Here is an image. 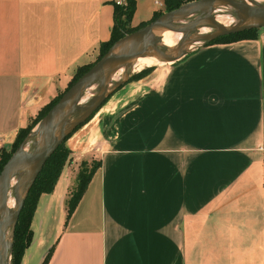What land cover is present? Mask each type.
<instances>
[{
    "label": "crops",
    "instance_id": "obj_1",
    "mask_svg": "<svg viewBox=\"0 0 264 264\" xmlns=\"http://www.w3.org/2000/svg\"><path fill=\"white\" fill-rule=\"evenodd\" d=\"M114 1L0 0L3 147L98 60ZM136 2L133 27L163 6ZM148 95L68 221L66 176L41 195L21 264L51 248L48 264H264V27L192 51Z\"/></svg>",
    "mask_w": 264,
    "mask_h": 264
},
{
    "label": "water",
    "instance_id": "obj_2",
    "mask_svg": "<svg viewBox=\"0 0 264 264\" xmlns=\"http://www.w3.org/2000/svg\"><path fill=\"white\" fill-rule=\"evenodd\" d=\"M217 3L228 4L237 9L240 14L242 13L243 23L229 28L219 23L213 15L191 19L188 23L210 21L215 25V32L203 33L197 37L185 34L177 47L179 52H184L186 55L188 50L185 47L197 42L207 41L203 44L206 45L220 36L247 29H260L264 27V6L249 5L238 0H193L184 3L176 9L161 14L147 25L118 40L86 73L64 92L47 115L30 131L0 173V245L4 244L6 248L5 254L0 257V264H12L15 228L29 190L46 161L76 127L85 122L87 118L97 111L105 97L111 93V90L106 86V80H102L103 88L105 89L98 95V102L91 105L84 115L72 120L77 106H79L78 102L85 90L96 78L104 76L113 66L139 57L149 48H152L159 55H165L164 50L158 46L161 40L160 38L154 37V31L161 27L172 28L177 21L201 10L206 9L210 11ZM247 20L251 21L246 22ZM39 124H42V127L38 128ZM40 132L41 138L39 136ZM31 137L38 139V144L34 150H27L26 143ZM24 170H26V174L17 184L21 196H19L15 210L11 211L8 207L10 183L15 175H19L20 171ZM10 221L12 222L13 228L12 239L11 241H7L5 228ZM4 257L6 261H4Z\"/></svg>",
    "mask_w": 264,
    "mask_h": 264
},
{
    "label": "trees",
    "instance_id": "obj_3",
    "mask_svg": "<svg viewBox=\"0 0 264 264\" xmlns=\"http://www.w3.org/2000/svg\"><path fill=\"white\" fill-rule=\"evenodd\" d=\"M193 0H165V4L167 6V10H173L178 8L184 3H187ZM136 0H124V3H117L114 1L115 5V24L112 30L111 38L104 42L101 46V52L98 60L114 45L118 40L123 38L128 33L136 31L137 29L147 25L149 22L153 21L157 17H159L162 11H158L155 13L153 19L147 23H143L138 27H133L131 25L132 18L134 16L136 10ZM257 28L247 29L240 32L230 33L228 35L220 36L208 44L212 43H228L234 42L242 39H254L258 37ZM94 63L86 64L77 70L73 79L70 81L66 92L84 73H86ZM61 93L57 97H55L51 102L45 105L36 118L32 120V122L27 126L22 128L12 145L11 150H7L4 147L0 149V173L11 158L12 154L19 148L21 143L30 133V131L37 125L39 121H41L49 112V110L58 102V100L64 94ZM84 124V123H83ZM81 126H78V128ZM12 151V153H10ZM69 149L61 144L56 151L48 158L41 172L33 182L28 196L26 198L24 207L20 213V217L18 223L16 225V229L14 232V242H13V255H12V264H21L23 256L25 254L26 249L31 245L34 237V232L31 226L32 218L37 208L39 199L41 195L45 193H51L54 191L57 182L62 174L63 168L65 166L67 157L69 156ZM102 165L101 160L97 161L93 164L91 168L88 166L84 167L78 175V186L75 190H73L70 199L68 200V214L67 221L74 213L76 207L78 206L81 198L87 190V187L97 169ZM53 252V248L50 249L49 253L46 255L42 264H48Z\"/></svg>",
    "mask_w": 264,
    "mask_h": 264
},
{
    "label": "rangeland",
    "instance_id": "obj_4",
    "mask_svg": "<svg viewBox=\"0 0 264 264\" xmlns=\"http://www.w3.org/2000/svg\"><path fill=\"white\" fill-rule=\"evenodd\" d=\"M161 9L162 13L168 11L165 0H163V6ZM195 18L196 16L192 19ZM242 21H244V19L241 18L238 23L229 26V28L243 23ZM206 24L213 28V31L210 32H215V25H213L210 21H207ZM131 33H128L127 35ZM198 35L199 34H193L192 36L197 37ZM124 37H126V35ZM206 42L200 41L195 44L189 45L186 55L198 49ZM176 62L177 61H173L160 66L156 65L147 67L135 73H127L122 80L116 82L113 87L110 88L111 93H109L105 97L97 111H95L89 118H87V120L83 122L84 124L81 123L79 125L81 127H76L65 138L62 144H64V146L69 149L70 153L67 157L61 176H66L70 183L67 203L71 197L73 190H75L78 186V175L80 171L86 166L91 168L94 163L102 160V153H104L111 146V144H109L111 143L109 142V139L114 141L116 138L123 134V129L126 126L124 124L125 122H127L128 124L131 122V124H133L136 120L139 119L138 117H136L135 111L139 108V104L141 102L140 98H142L141 95L147 96L148 94L151 95V93L153 95L157 83L160 82L161 85L162 79L168 75L169 67ZM158 77L161 78L159 82L157 81ZM103 87L104 86L102 82L95 96L91 97V99L86 102L85 105L77 106L72 120L84 115L91 105H94L96 102H98V95H100L101 91L103 92V89H105ZM144 91H147V93L145 92L146 94H140ZM114 102L115 106L112 109L110 108V110L105 111L101 115L97 116V113L103 107ZM126 118L127 121H124ZM40 127H42V124H39L38 128ZM39 136L41 138V132ZM4 148L7 149L6 147ZM11 149L12 147L7 150ZM10 153H12V151H10ZM25 174L26 170L20 171L17 177L20 180L25 176Z\"/></svg>",
    "mask_w": 264,
    "mask_h": 264
},
{
    "label": "bare ground",
    "instance_id": "obj_5",
    "mask_svg": "<svg viewBox=\"0 0 264 264\" xmlns=\"http://www.w3.org/2000/svg\"><path fill=\"white\" fill-rule=\"evenodd\" d=\"M249 5H258L264 6V0H238ZM207 15H213L215 19L229 27L235 23H238L241 20L240 12L235 9L233 6L228 4L217 3L214 7L209 10H201L195 14H192L184 19L177 21L172 28L161 27L154 31V37L160 38V43L158 46L164 50L165 55L157 54L152 48H149L143 55L133 58L129 61L123 62L116 66H113L109 69L104 76L96 78L93 83L85 90L82 97L80 98L78 105L83 106L86 102H88L91 97L95 96L97 91L99 90L102 80H106V86L110 89L113 85L122 80L127 73H135L141 71L144 68L152 67V66H160L165 63L178 61L185 57L184 52H179L177 47L182 37L185 34L193 35V34H203L209 33L213 31V28L208 26L207 21H202L198 23H188L193 17H205ZM251 20H247L246 22H250ZM188 49V46L185 47ZM167 66V65H166ZM112 71V74H111ZM38 144V139L35 137H31L26 143L27 150H34ZM18 175H15L12 178V182L10 183V191H9V201L8 207L11 211H14L16 205L19 201V196H21V192L17 187L19 178ZM12 222L8 224L5 228L6 240L11 241L12 239ZM6 248L4 244L0 245V257L5 254ZM4 261L6 258L4 257Z\"/></svg>",
    "mask_w": 264,
    "mask_h": 264
},
{
    "label": "built area",
    "instance_id": "obj_6",
    "mask_svg": "<svg viewBox=\"0 0 264 264\" xmlns=\"http://www.w3.org/2000/svg\"><path fill=\"white\" fill-rule=\"evenodd\" d=\"M117 3H124V1H121V0H119V1H117ZM3 147V135L0 133V149Z\"/></svg>",
    "mask_w": 264,
    "mask_h": 264
}]
</instances>
